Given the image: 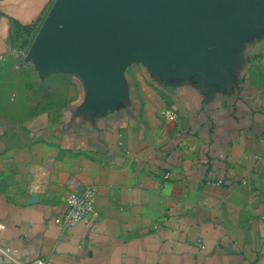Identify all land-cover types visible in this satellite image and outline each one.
Returning <instances> with one entry per match:
<instances>
[{"label":"crops","instance_id":"crops-1","mask_svg":"<svg viewBox=\"0 0 264 264\" xmlns=\"http://www.w3.org/2000/svg\"><path fill=\"white\" fill-rule=\"evenodd\" d=\"M71 1L0 0V66ZM151 1L101 72L0 73V264H264V0ZM89 186L98 218L59 226Z\"/></svg>","mask_w":264,"mask_h":264},{"label":"water","instance_id":"water-1","mask_svg":"<svg viewBox=\"0 0 264 264\" xmlns=\"http://www.w3.org/2000/svg\"><path fill=\"white\" fill-rule=\"evenodd\" d=\"M151 0H72L65 12L54 11L33 40L34 53L45 64L67 57L103 70L115 63L130 38H115L111 30L119 14L155 10Z\"/></svg>","mask_w":264,"mask_h":264},{"label":"built area","instance_id":"built-area-1","mask_svg":"<svg viewBox=\"0 0 264 264\" xmlns=\"http://www.w3.org/2000/svg\"><path fill=\"white\" fill-rule=\"evenodd\" d=\"M162 119L166 121H177L178 115L173 108L163 107L160 110ZM165 178L168 174L164 175ZM96 190L89 186L81 190H72L65 197L66 210L57 221V224L62 228H69L85 219H96L99 216L98 209L95 203ZM2 224H0V228ZM0 252L9 255V249L0 247ZM14 264H46L44 257H37L31 261H21L13 259Z\"/></svg>","mask_w":264,"mask_h":264},{"label":"rangeland","instance_id":"rangeland-1","mask_svg":"<svg viewBox=\"0 0 264 264\" xmlns=\"http://www.w3.org/2000/svg\"><path fill=\"white\" fill-rule=\"evenodd\" d=\"M33 40H34V37H30V39H27L25 44L21 45V49L19 50L20 51L19 56H18V54L16 55V59L19 60L20 63H26L27 66L23 67V68H18L19 67L18 66V67H16V71L15 72H11V67L0 66V73H4V72H6V73H17V74L20 73V74H23V75L26 74L28 80H31V79L33 80L37 76H38V79L42 80L44 72L40 68H38V65L36 66L35 64H33V63H35L34 61L39 62L38 56L34 53V50H33ZM30 59H32V61H30ZM30 64H31V66H29ZM5 69H6V71H5ZM18 70H21V71L19 72ZM12 78H14V77H12ZM12 78H10L11 79V83H13L14 80H16V78H14V79H12ZM46 79L51 81L53 78H52V76H50V77H47ZM37 81H39V80H37ZM54 81H56V82H47V83H45V85H47L46 87H48L47 89L49 90V91H46V90H44L45 89L44 88L43 90H44L45 94H48L49 96H51V94H54L53 92L58 91L59 89H61L63 87V84H59L60 82L58 83L57 79H55ZM1 84H4V83L0 81V85ZM15 84H17V83H15ZM62 90H64V87L61 89V91ZM36 95L38 96L40 94H36Z\"/></svg>","mask_w":264,"mask_h":264},{"label":"trees","instance_id":"trees-1","mask_svg":"<svg viewBox=\"0 0 264 264\" xmlns=\"http://www.w3.org/2000/svg\"><path fill=\"white\" fill-rule=\"evenodd\" d=\"M33 27H34V24L33 23L32 24H29V25H26L24 27V31H25L26 35H29L30 34V31L33 29Z\"/></svg>","mask_w":264,"mask_h":264}]
</instances>
